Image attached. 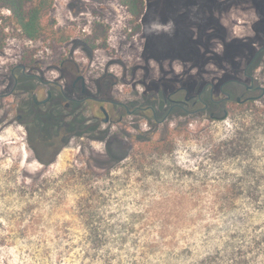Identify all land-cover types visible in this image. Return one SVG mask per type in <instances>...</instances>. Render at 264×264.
<instances>
[{"label":"rangeland","instance_id":"obj_1","mask_svg":"<svg viewBox=\"0 0 264 264\" xmlns=\"http://www.w3.org/2000/svg\"><path fill=\"white\" fill-rule=\"evenodd\" d=\"M51 17L67 42H29L10 26L1 53L29 51L50 71L71 59L109 72L119 101L142 103L160 84L247 82L242 71L264 44V0H145L137 33L119 0H54ZM93 30L106 40L89 51ZM254 74L264 87V67ZM189 119L169 123L172 148L112 168L100 142L93 156L66 149L43 167L5 129L0 264H264V97L223 120ZM126 121L110 127L118 148L128 147Z\"/></svg>","mask_w":264,"mask_h":264},{"label":"flooded vegetation","instance_id":"obj_2","mask_svg":"<svg viewBox=\"0 0 264 264\" xmlns=\"http://www.w3.org/2000/svg\"><path fill=\"white\" fill-rule=\"evenodd\" d=\"M258 50L242 71L247 82L230 78L218 85L201 80L160 84L150 87L142 103L117 100L113 92L117 80L109 72L100 76L86 73L71 59L50 71L36 55L23 62V54L8 59L0 53V134L15 129L30 158L43 167L55 163L66 149H77L79 156H93L94 142L103 144L105 154L114 150L130 158L140 133L171 141L176 128L169 129V123L177 118L185 117L188 123L191 117L208 114L211 120H223L232 105L243 108L262 99L263 87L254 74L264 67V51L255 57ZM234 87L242 91L239 96L233 95ZM128 118L132 127L125 128L122 135L128 147L118 148V138L110 135V127L124 125Z\"/></svg>","mask_w":264,"mask_h":264},{"label":"trees","instance_id":"obj_3","mask_svg":"<svg viewBox=\"0 0 264 264\" xmlns=\"http://www.w3.org/2000/svg\"><path fill=\"white\" fill-rule=\"evenodd\" d=\"M94 3H103L106 0H89ZM213 2H220L221 0H212ZM128 14L131 16V23H137L134 26V33L140 29L138 24L140 18L145 11V0H119ZM54 0H0V53L4 48V31L6 27H16L22 38L29 42H49L50 44L58 45L67 42L70 39V34L66 31H59L56 29L55 20L51 17L53 10ZM4 11H9L8 16L2 15ZM105 41V33H100L97 30L88 35L82 40V44L89 51H94L99 48L96 44L97 41ZM23 62H28L32 56L29 51L25 50L22 53ZM254 111L258 109L253 108ZM137 136L139 143L133 142L135 150L131 153L133 160L138 159L139 156L144 157V151L148 150L150 153L165 152L172 148L170 140L159 138H149L148 136ZM106 162L109 167L126 160L127 157L122 156L116 151L109 150L106 153Z\"/></svg>","mask_w":264,"mask_h":264},{"label":"water","instance_id":"obj_4","mask_svg":"<svg viewBox=\"0 0 264 264\" xmlns=\"http://www.w3.org/2000/svg\"><path fill=\"white\" fill-rule=\"evenodd\" d=\"M262 51H264V47H262V48H260L259 50H258V52H257V54L255 55V57L258 55V53H260V52H262ZM254 57V58H255ZM262 89V91H263V93H264V87L263 88H261Z\"/></svg>","mask_w":264,"mask_h":264},{"label":"built area","instance_id":"obj_5","mask_svg":"<svg viewBox=\"0 0 264 264\" xmlns=\"http://www.w3.org/2000/svg\"><path fill=\"white\" fill-rule=\"evenodd\" d=\"M7 13L10 14L9 11H7Z\"/></svg>","mask_w":264,"mask_h":264},{"label":"bare ground","instance_id":"obj_6","mask_svg":"<svg viewBox=\"0 0 264 264\" xmlns=\"http://www.w3.org/2000/svg\"><path fill=\"white\" fill-rule=\"evenodd\" d=\"M9 137V136H8ZM37 163V162H36ZM34 165V164H33Z\"/></svg>","mask_w":264,"mask_h":264}]
</instances>
